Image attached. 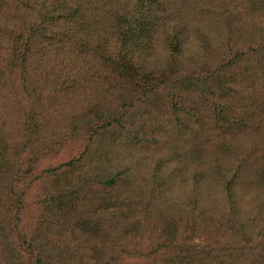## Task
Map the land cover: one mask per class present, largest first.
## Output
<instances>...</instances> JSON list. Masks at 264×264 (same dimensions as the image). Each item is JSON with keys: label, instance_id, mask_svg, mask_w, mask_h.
<instances>
[{"label": "trees", "instance_id": "obj_1", "mask_svg": "<svg viewBox=\"0 0 264 264\" xmlns=\"http://www.w3.org/2000/svg\"><path fill=\"white\" fill-rule=\"evenodd\" d=\"M126 259L264 264V0H0V264Z\"/></svg>", "mask_w": 264, "mask_h": 264}, {"label": "rangeland", "instance_id": "obj_2", "mask_svg": "<svg viewBox=\"0 0 264 264\" xmlns=\"http://www.w3.org/2000/svg\"><path fill=\"white\" fill-rule=\"evenodd\" d=\"M78 152V149L73 145H68L64 147L59 153L54 155H47L42 158L38 163H36L35 168L39 171L41 168L52 167L57 165L60 162L68 160L71 155H74ZM39 185L36 181L33 182L32 186L28 188V199L35 200L37 194L41 191ZM31 207V206H30ZM138 259H126L124 264H139Z\"/></svg>", "mask_w": 264, "mask_h": 264}]
</instances>
